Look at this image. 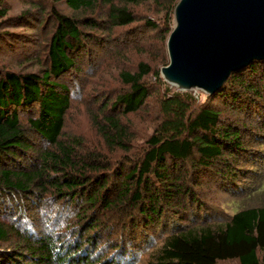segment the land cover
<instances>
[{"label":"trees","instance_id":"16d2710c","mask_svg":"<svg viewBox=\"0 0 264 264\" xmlns=\"http://www.w3.org/2000/svg\"><path fill=\"white\" fill-rule=\"evenodd\" d=\"M63 1L78 11L96 0ZM148 1L161 6L162 16L148 17L144 26L157 33L156 51L166 57L178 0L126 2ZM53 13L56 27L49 64L42 72L0 65V219L14 218L20 225L6 226L0 220V264H132L145 247L151 249L148 264H264V200L230 213L207 205L197 190L207 177L230 189L235 161L257 158L249 142L256 137L264 143V60L232 72L204 102L192 91L170 92L160 71L145 62L135 72H121L125 90L111 105L103 104L105 112L97 123L108 148L128 152L132 145L133 136L116 109L124 114L139 111L155 91L151 79L165 87V94L148 147L137 158L123 154L111 160L101 151H82L78 137L62 138L72 98L70 82L63 79L78 72L80 60L93 53L91 41L99 39L84 32L74 17ZM27 18L31 23L28 14L16 20ZM86 21L87 26L98 24ZM134 21L129 5H110L108 24ZM12 34L0 31V46L24 37ZM22 111L29 116L28 126L21 120ZM228 111L252 115L257 126H246ZM34 137L50 148L40 150ZM47 184L64 208L45 224L53 225L65 209L69 219L75 218L63 236L54 226L45 234L31 212L32 203L44 198ZM159 230L160 242L154 234ZM13 240L14 247L2 246Z\"/></svg>","mask_w":264,"mask_h":264},{"label":"rangeland","instance_id":"374dc122","mask_svg":"<svg viewBox=\"0 0 264 264\" xmlns=\"http://www.w3.org/2000/svg\"><path fill=\"white\" fill-rule=\"evenodd\" d=\"M126 1L96 0L92 7L74 11L63 0H0V14L5 10V13L0 15V31L24 36L22 38L16 36L17 39L11 43L3 42L4 44L0 46L1 66L19 72L38 73L47 67L49 64V43L56 27L53 18V11L55 10L74 17L79 21L84 32L96 35V39H99L98 41H91L93 53L80 60L81 68L78 72L72 71L68 78L63 79L67 83L70 82L72 98L70 108L65 116L62 138L68 140V138L78 137L83 141L82 151H101L111 160L118 159L123 154L137 158L148 147L146 141L160 120L159 102L165 94V87L151 79L150 83L155 91L146 99V103L139 111L124 114L122 109H116L115 113L120 116L123 125L133 136L132 145L128 152L119 151V148H108L99 133L97 123L102 120L105 112L103 104L109 102L111 105L117 96L125 90L120 77L121 72H135L139 63L145 62L161 73V69L170 62L168 50L166 57L156 51L157 46L160 45V38L157 33L147 30L144 26L148 17L159 20L162 16L161 6L154 1L140 4H128ZM126 4L134 11L135 21L124 26L108 24L106 18L110 12V5L123 6ZM25 14H28V17H31L32 22L36 25H32L28 18L24 21L16 20L19 17H24ZM89 18L95 20L98 23L97 26H87L86 20H92ZM41 19L43 20L40 21ZM169 89L170 92L180 91L171 84H169ZM192 92L200 98V101L206 100L207 95L203 91L194 90ZM226 113L242 120L246 126L254 124L257 126L252 115L247 117L232 111ZM28 118L27 112L22 111L21 120L26 126H28ZM253 138L254 141L251 140L249 145L256 149L254 154L258 155L259 158L258 156L257 158L249 156L250 160L235 161V167L232 169L233 173H236V176L233 175L234 178H232L233 187L230 189L224 187L225 189H223L207 177L204 185L197 189L199 197L207 205L215 208L223 207L228 212L234 213L243 207L253 206L264 200V143L257 141L256 137ZM34 140L40 150L50 148L48 143L39 138L34 137ZM45 190L44 198L39 197L40 200L38 199L37 203H32L34 209L31 212L39 218L38 221L42 224V231L45 234L49 233L54 226L57 228L58 231L56 232L59 233V236H63L69 230L70 224L68 223L73 218L69 219V211L65 209L55 222L52 221L53 225L47 226L45 223H47L48 216L55 215L58 210H63L64 204L62 201L55 200L54 189L50 184H47ZM36 207L38 209L35 210ZM74 220L75 218L73 222ZM3 222L6 226L12 223L19 225L14 218L6 219ZM21 227L24 226L21 225ZM154 234L158 237L157 241L160 242L162 231H155ZM16 244L17 242L13 240L12 243L9 241L3 243L2 246L12 248ZM103 244L105 245V243ZM150 251L151 249L145 247L137 261L132 264H148ZM260 256L263 258L264 252L260 253ZM219 264L239 263L237 261H225L219 262Z\"/></svg>","mask_w":264,"mask_h":264},{"label":"water","instance_id":"95a60500","mask_svg":"<svg viewBox=\"0 0 264 264\" xmlns=\"http://www.w3.org/2000/svg\"><path fill=\"white\" fill-rule=\"evenodd\" d=\"M162 77L214 95L231 73L264 60V0H179Z\"/></svg>","mask_w":264,"mask_h":264}]
</instances>
